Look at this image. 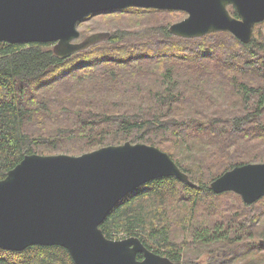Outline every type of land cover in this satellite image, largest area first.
Instances as JSON below:
<instances>
[{
  "label": "trees",
  "instance_id": "obj_1",
  "mask_svg": "<svg viewBox=\"0 0 264 264\" xmlns=\"http://www.w3.org/2000/svg\"><path fill=\"white\" fill-rule=\"evenodd\" d=\"M229 9L238 17L234 6ZM120 12L138 14L137 26L117 27L109 39L68 58L57 57L53 43L0 42V179L31 153L153 144L197 186L174 176L148 182L112 209L101 224L105 235L137 236L175 264H188L177 234L182 229L194 243L226 252L215 254V264L246 253L243 264H264V243L255 240L264 235V197L253 204L241 197L234 207L224 196L239 194L209 187L235 166L264 161V21L244 43L227 31L172 35L166 18L183 11L129 7L98 14ZM226 86L227 101L239 111L232 117L219 99ZM0 264L76 263L63 246L33 245L0 248Z\"/></svg>",
  "mask_w": 264,
  "mask_h": 264
},
{
  "label": "water",
  "instance_id": "obj_2",
  "mask_svg": "<svg viewBox=\"0 0 264 264\" xmlns=\"http://www.w3.org/2000/svg\"><path fill=\"white\" fill-rule=\"evenodd\" d=\"M129 7L187 13L169 26L182 38L227 31L249 43L264 21V0H0V42L53 43L55 55L68 58L111 37L102 31L82 38V20ZM167 176L197 186L168 152L148 143L126 141L79 155L27 154L0 179V248L63 246L76 264H175L137 236L109 238L101 228L121 200ZM209 187L253 204L264 197V162L235 166Z\"/></svg>",
  "mask_w": 264,
  "mask_h": 264
},
{
  "label": "rangeland",
  "instance_id": "obj_3",
  "mask_svg": "<svg viewBox=\"0 0 264 264\" xmlns=\"http://www.w3.org/2000/svg\"><path fill=\"white\" fill-rule=\"evenodd\" d=\"M147 9H151V8H147ZM162 11H167V10H162ZM173 11H175V10H173ZM176 12H182V11H176ZM100 14L91 15V16L85 18L84 20H82L79 23V28H80L81 32H82V30H87L88 31L87 36H88V35L96 33V32H102V31L112 32L117 27L133 28V27L137 26L136 25L137 21L135 20V18L138 16V14H135L133 12H120V13L109 14L107 17H104V18H102L100 16ZM185 14L186 15H184L182 17L181 16L178 17L175 13H173V14H171L172 18L167 17L166 19H168V21L171 25L172 23L180 21V20L184 19L186 16H188L187 13H185ZM142 15H151L155 19L160 18V17H166V14H159V12H151V13L144 12V13H142ZM166 19H165V21L167 22ZM162 21L165 22L164 20H162ZM259 32L264 35V24L260 26ZM227 95H228V87L226 86L222 90V93L219 94V99L221 101V105L223 106V108L229 107V109H230L229 115H226V116L232 117L234 114L239 113V111L230 106V103L227 101V99H228ZM236 108L239 109L237 107V105H236ZM246 108L249 109V108H251V106L248 105V106H246ZM136 143H139V142H136ZM141 143H143V142H141ZM115 145H117V144H115ZM150 145H153V144H150ZM258 146H260V145H258ZM263 148H264V146H263ZM263 162L264 161H256V162H252V163H263ZM240 200H242L241 196L236 197V196L231 195V194H226L224 196V203L226 205H229V206L237 207V205L240 203L239 202ZM239 207H238V209H239ZM238 209H234V210H238ZM238 211H240V210H238ZM259 226H261L263 231H264V218L260 221ZM177 234H178L179 238H181L184 241L183 245L185 244V248H184L183 261L188 262V264H213L214 261H216L215 259H217V258L214 259L215 254L220 256V257L222 254L226 255V252L223 251L222 249H219L218 247H210L208 245H201L198 243H194L193 240H191L190 233H188L187 231H184V230L182 231V229H178ZM119 239H123V238H119ZM261 239H264V235L257 237L255 240H261ZM251 241H253V240H251ZM214 248H216V249H214ZM249 255H250L249 253H246L243 255L241 254L240 256H237V257H235L229 261H227L226 258L225 259L223 258L220 263L221 264H243L244 258L248 257ZM220 263H218V264H220Z\"/></svg>",
  "mask_w": 264,
  "mask_h": 264
},
{
  "label": "flooded vegetation",
  "instance_id": "obj_4",
  "mask_svg": "<svg viewBox=\"0 0 264 264\" xmlns=\"http://www.w3.org/2000/svg\"><path fill=\"white\" fill-rule=\"evenodd\" d=\"M138 256H140V258H138V259H143L144 258V255L142 253H138Z\"/></svg>",
  "mask_w": 264,
  "mask_h": 264
},
{
  "label": "bare ground",
  "instance_id": "obj_5",
  "mask_svg": "<svg viewBox=\"0 0 264 264\" xmlns=\"http://www.w3.org/2000/svg\"><path fill=\"white\" fill-rule=\"evenodd\" d=\"M222 175V174H221Z\"/></svg>",
  "mask_w": 264,
  "mask_h": 264
}]
</instances>
